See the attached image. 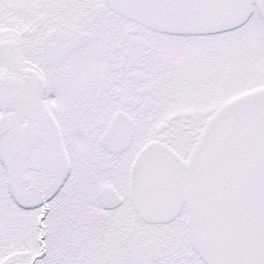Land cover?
<instances>
[{"label": "snow or ice", "instance_id": "obj_1", "mask_svg": "<svg viewBox=\"0 0 264 264\" xmlns=\"http://www.w3.org/2000/svg\"><path fill=\"white\" fill-rule=\"evenodd\" d=\"M0 264H264V0H0Z\"/></svg>", "mask_w": 264, "mask_h": 264}]
</instances>
